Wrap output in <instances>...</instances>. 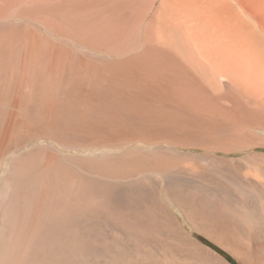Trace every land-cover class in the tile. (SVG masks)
I'll return each mask as SVG.
<instances>
[{
	"label": "bare ground",
	"instance_id": "obj_1",
	"mask_svg": "<svg viewBox=\"0 0 264 264\" xmlns=\"http://www.w3.org/2000/svg\"><path fill=\"white\" fill-rule=\"evenodd\" d=\"M7 2L0 264H264V0Z\"/></svg>",
	"mask_w": 264,
	"mask_h": 264
},
{
	"label": "rangeland",
	"instance_id": "obj_2",
	"mask_svg": "<svg viewBox=\"0 0 264 264\" xmlns=\"http://www.w3.org/2000/svg\"><path fill=\"white\" fill-rule=\"evenodd\" d=\"M6 4H8L7 0H1L0 1V5H6ZM20 5L21 4H17V8H15V9H3V8L0 9V32H2V34L11 35L13 33H17V32H20L24 29L30 28V29H33L36 32H38V34H40V35L42 34V36H44L46 38H50L49 40H51V41L55 40L53 42H57V43L59 42L60 44L70 48L75 54H82L84 56H87L88 58H91V56H93L94 52L91 48L89 49V47L83 46L82 44L75 41L72 37H70V36L66 37V35H58L55 32L51 31L49 27H46L45 24H42L41 22H39L37 20H33V19H29L27 17L21 16L18 13L20 10H23V9H18V7H20ZM103 56L105 58H107V56H105V55H103ZM109 58L114 59L115 57L114 56H111V57L108 56V59ZM11 59L13 62L17 61L16 56H14V55H12ZM14 60H16V61H14ZM39 143L43 144L44 142L40 141ZM260 177L264 178V175H260ZM254 191L264 201V196H263L264 191L260 190L258 188H255ZM170 207L172 208L174 213L179 218V221L185 226L187 231L192 232V229L184 221L180 212L175 207H173L172 205H170ZM195 236H197V235H195ZM200 240L202 242H206L204 239H200ZM216 249H219V248L216 247ZM222 252H223V255H225L229 260H231V262L233 264H240L237 260H235L227 252H225V251H222Z\"/></svg>",
	"mask_w": 264,
	"mask_h": 264
}]
</instances>
